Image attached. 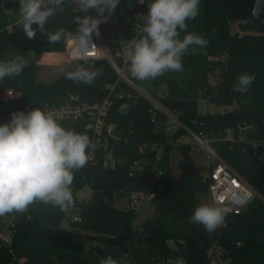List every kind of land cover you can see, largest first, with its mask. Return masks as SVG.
<instances>
[{
  "label": "trees",
  "instance_id": "1",
  "mask_svg": "<svg viewBox=\"0 0 264 264\" xmlns=\"http://www.w3.org/2000/svg\"><path fill=\"white\" fill-rule=\"evenodd\" d=\"M149 2L120 0L115 10L123 8V15L129 17L148 9ZM0 4L11 12L8 15L0 9V61L16 55L30 61L19 76L5 78L0 83V123H6L10 114L16 111L27 113L36 107L46 110L45 105L61 104L70 94L95 102L109 94V85L128 88L109 61L103 58L87 59L88 65L102 69V75L91 86L75 84L65 78L66 71L84 63L82 59L66 66L55 81H40L38 67L43 54L64 51L67 42L51 45L47 35L39 30L34 39H28L16 23L19 0H0ZM254 4L255 0H201L199 16L186 21L187 28L180 33V38L187 33L201 35L208 39L207 47L199 49L196 55H185L182 71H168L147 80L154 90L162 91L163 103L177 112L187 126L213 139V147L221 157L258 190L260 197H254L240 213H229L225 225L214 233L209 234L202 226L190 224L188 218L194 207L209 190L208 180L192 157V143L181 142L176 146L183 131L173 135L166 133L162 116L159 122H152L151 106L144 97H114L106 123L119 126L123 132L122 139L111 138L116 143L114 155L123 161L116 168L104 167V155L100 151L96 154L99 163L89 159L83 169L74 173L71 185L74 201L79 199L78 193L84 187L92 189L91 198L81 201L77 208L81 220L73 221L91 233L55 231L52 226L60 225L66 212L35 203L26 213H19L11 245L0 246V264H101L109 255L117 261L126 260L128 264H157L161 257L165 259L164 264H174L176 249L187 264H209L208 250L213 244L219 245L217 239L220 236L240 243L229 253H224L231 258L229 264H264V30L262 33L233 31L234 24L245 19ZM75 9L73 0H65L62 10L57 11L56 20L46 24L47 31L55 32L58 28L75 31L78 26L72 22L73 17L83 16ZM92 15L96 16L94 10ZM134 22V18L127 21L125 28L132 30ZM118 23L122 24L121 19ZM240 27L243 30L241 23ZM111 29V23L99 26L106 40L110 38ZM109 44L113 50L118 47V43ZM221 54L227 56V68L222 72L215 68L213 60ZM242 73H255L256 79L248 92H233L236 77ZM211 75L220 79L216 88L209 85ZM162 86L164 88L158 90ZM9 90L13 95L4 98ZM201 92L210 96L208 103L225 107L235 104L233 111L237 115L240 109L241 114L249 113L251 119L227 125L214 123L220 113L199 114ZM123 104L129 105L126 114L118 111ZM203 117L207 118L206 124L198 125V120ZM60 123L87 134L92 142L93 134L85 127V121L61 120ZM229 128L233 130L232 137H227ZM153 144L163 148L160 164L165 174L157 182L151 179L156 157V151L151 149ZM140 145L147 147L140 151ZM174 151L181 153L178 177L171 174L170 161ZM135 161L144 167L137 168ZM132 171L133 175L130 174ZM144 188L157 194L154 200L156 214L135 230V213L115 206L114 202L131 191ZM170 239L172 243L168 242ZM90 240L103 244L102 256L100 253L90 258L83 256L84 246Z\"/></svg>",
  "mask_w": 264,
  "mask_h": 264
},
{
  "label": "clouds",
  "instance_id": "2",
  "mask_svg": "<svg viewBox=\"0 0 264 264\" xmlns=\"http://www.w3.org/2000/svg\"><path fill=\"white\" fill-rule=\"evenodd\" d=\"M76 12L94 10L96 16L76 15L72 22L75 31L58 28L48 32L46 24L57 11L62 10L65 0H19L17 25L28 39H34L37 30L47 35L48 43L55 45L71 42L72 55L84 60L73 70L64 73L75 84L91 86L102 75V69L88 65L86 56L96 47L93 36H99V26L114 14L120 0H73ZM141 4L145 0H139ZM201 0H150L148 12L142 15V36L129 41L122 58L129 65V72L139 81L155 79L165 72L183 70L185 55H196L206 48L208 39L201 35L180 33L187 28L186 21L195 20L200 14ZM5 14L9 9L0 4ZM36 26L35 28L33 26ZM213 32L216 29L212 30ZM29 59L16 55L0 61V83L5 78L19 76L29 66ZM256 79L255 73H242L236 77L233 92L246 93ZM129 105L119 108L126 114ZM47 109V105H45ZM63 116L56 110L39 107L10 114L6 123H0V216L10 213H26L35 203L51 205L66 212L74 203L71 185L74 173L89 162V150L93 147L89 136L75 129L64 127ZM229 203H198L188 222L200 225L211 234L226 223L233 207L243 208L250 204L254 192L250 187L237 185L228 189ZM101 264H128L112 256L102 259ZM174 264H187L178 256Z\"/></svg>",
  "mask_w": 264,
  "mask_h": 264
},
{
  "label": "built area",
  "instance_id": "3",
  "mask_svg": "<svg viewBox=\"0 0 264 264\" xmlns=\"http://www.w3.org/2000/svg\"><path fill=\"white\" fill-rule=\"evenodd\" d=\"M148 9L138 11L134 15L126 17L123 15L124 9H119V12L115 10L114 14L105 23H111L112 29L110 31V38L106 40L102 33L100 35L93 37V42L96 47L91 49L86 56V59H107L112 67L115 69L119 78L122 79L128 88L124 89L118 87L117 85H109V94L102 100L99 101H88L82 99L80 95L70 94L68 99L61 104H49L47 109H52L60 112L63 116L62 120H70L74 122L85 121V127L90 130L93 134L92 145L90 149L89 157L90 160L94 161L95 164L99 163V159H96V154L98 152H103L102 165L104 167L116 168L123 158L116 157L113 152V148L116 145L115 142L111 141V138L118 139L113 135L114 125L107 124V116L109 109L112 105L113 98H123L131 97L132 95H139L144 97L151 106V121L154 123L159 122L160 116L163 117V122L165 125L164 131L168 134H175L179 131H183L180 135V139L175 143L178 146L181 142L183 143H195L202 150L207 153V158L209 160V173L206 179L209 182L208 196L210 201H218L222 204H228V189H235L237 185H242L250 187L254 192V197H260L258 190L250 184L246 179H244L228 162H226L218 151L213 147L212 140L206 136L203 132H197L191 127L187 126L181 119L180 115L174 110L166 106L161 100L162 91L152 90L148 91L141 84L131 76L128 68L129 65L123 58V50L127 47V44L131 39L140 38L142 36V15H146ZM82 15H92V10L88 13L82 12ZM93 16V15H92ZM134 18L135 22L132 30L126 29V22ZM121 19L122 24L119 25V20ZM109 42L118 43L116 50H113ZM74 45L71 43L66 51L63 58V63L65 66L71 65L73 62L80 60L78 57L72 55V49ZM214 62L217 64L225 61L227 62L226 54H221L213 58ZM219 77L211 75L209 78V85L216 88L219 85ZM202 93V92H201ZM13 95L12 90L7 91L3 97L10 98ZM209 95L203 94L202 100L206 103L209 102ZM207 111V108L199 109V114H203ZM233 111V110H231ZM241 114V110L238 109ZM229 112L227 110H222L221 114ZM233 136V130H227V137ZM123 137V135H122ZM122 137L120 139H122ZM191 138L193 142L188 140ZM127 140V139H126ZM257 145L256 143L254 144ZM147 145H140L139 150L144 151ZM152 151H156L155 161L152 165V176L151 179L155 182L159 181L160 178L165 174V170L160 164L162 158V147H158L156 144L151 146ZM135 166L137 168L144 167V164L135 161ZM131 175L134 174L132 171ZM157 194L155 191H148L146 188L136 191H131L122 199L123 203L122 209L131 210L135 213V218L133 221V226L139 229L143 222L140 221L142 206L147 202H154ZM245 207H233L231 213L238 214L243 211ZM19 213H10L2 216L0 220V246L11 245L13 241V229L18 221ZM77 221L81 220V217L77 215ZM172 239L168 240L172 243ZM238 242L236 245H239ZM225 251L216 244H213L208 250L209 264H218L217 254L224 255ZM127 255V252H125ZM158 264V263H157Z\"/></svg>",
  "mask_w": 264,
  "mask_h": 264
},
{
  "label": "rangeland",
  "instance_id": "4",
  "mask_svg": "<svg viewBox=\"0 0 264 264\" xmlns=\"http://www.w3.org/2000/svg\"><path fill=\"white\" fill-rule=\"evenodd\" d=\"M117 13L119 12V9L116 10ZM240 21H237L233 26V31H245L242 30L240 27ZM71 44V42H67L66 48L64 51H57L51 53L52 57H45L46 54H50V52H46L43 54V56L40 59V65L38 67V79L40 81L50 83L55 81L61 74V71L66 67L63 63V58L65 55V51L67 47ZM141 86L144 87L148 91L154 90L151 83L148 80H144L140 82ZM164 87H159L158 90H162ZM199 109L202 110L204 107L207 108V111L203 114H206L208 112L210 113H221L222 110L231 111L234 110L236 105H230V106H218L211 103H206L203 98V93L199 94ZM122 132V130H121ZM123 134V132H122ZM191 142V138H189ZM191 154L194 159V162L196 164V167L200 171V173L203 176H207L209 173V160L207 158V153L202 150L199 146H197L195 143H192L191 145ZM181 158V153L179 151H174L171 155V174L174 177H178L180 175V165L179 160ZM92 196V189L90 186L84 187L79 193L78 197L80 201L83 200H89ZM125 201L122 199H115V206L121 208L123 206V203ZM203 202H211L209 199V196H204L201 198V203ZM77 208L75 206L69 207V209L65 213L64 221L60 225H54L52 228L55 231H62V230H74L77 232L82 233H91L89 231L82 230L79 226L73 223V221L77 217ZM156 214V204L154 202H147L142 206L141 209V215H140V221L145 222L151 218H153ZM99 250H103V244L100 241L97 240H90L86 242L83 250V256L85 257H92L99 253ZM177 250V249H176ZM218 258V264H229L231 262V258L228 255H219L217 254ZM165 259L163 257L160 258L158 264H164ZM14 264V262L10 263Z\"/></svg>",
  "mask_w": 264,
  "mask_h": 264
},
{
  "label": "water",
  "instance_id": "5",
  "mask_svg": "<svg viewBox=\"0 0 264 264\" xmlns=\"http://www.w3.org/2000/svg\"><path fill=\"white\" fill-rule=\"evenodd\" d=\"M57 12L54 16L48 21V23L53 22L56 20ZM241 25L246 32L251 33H262L264 30V0H255L254 7L251 13L241 21ZM219 71H224L227 68V62L223 61L215 66ZM251 119L249 113H242L237 115L235 111H229L224 114L219 115L215 120L214 123L219 125H227V124H234L237 120H244L248 121ZM207 118L203 117L198 120V125L206 124ZM113 135L116 136L118 139L122 137V132L119 126H115L113 130ZM264 160V155L262 156ZM73 206L76 208L81 206V201L76 199L73 203ZM219 246L227 253L232 251L236 247V243L230 240L228 237L220 236L218 239ZM100 255H103V250H99ZM174 256L177 258L178 256H182L179 250L174 251ZM236 264V263H234Z\"/></svg>",
  "mask_w": 264,
  "mask_h": 264
},
{
  "label": "crops",
  "instance_id": "6",
  "mask_svg": "<svg viewBox=\"0 0 264 264\" xmlns=\"http://www.w3.org/2000/svg\"><path fill=\"white\" fill-rule=\"evenodd\" d=\"M50 53H53V52H50ZM46 56L48 57V56H49V54H46V55H45V57H46ZM47 57H46V58H47ZM49 57H52V56L50 55Z\"/></svg>",
  "mask_w": 264,
  "mask_h": 264
}]
</instances>
